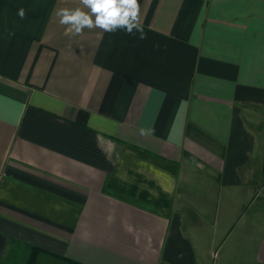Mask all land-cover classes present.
Listing matches in <instances>:
<instances>
[{"label": "crops", "instance_id": "1", "mask_svg": "<svg viewBox=\"0 0 264 264\" xmlns=\"http://www.w3.org/2000/svg\"><path fill=\"white\" fill-rule=\"evenodd\" d=\"M139 4L0 0V264H264V0Z\"/></svg>", "mask_w": 264, "mask_h": 264}, {"label": "clouds", "instance_id": "2", "mask_svg": "<svg viewBox=\"0 0 264 264\" xmlns=\"http://www.w3.org/2000/svg\"><path fill=\"white\" fill-rule=\"evenodd\" d=\"M81 4L90 10L85 12L81 8L58 9L56 15L61 25H67V33L82 34L85 28H99L104 32L114 33L123 30L125 34L139 33V39H146V33L139 21V0H80ZM18 15L21 19L25 10L20 8ZM93 17L95 19L93 20Z\"/></svg>", "mask_w": 264, "mask_h": 264}, {"label": "trees", "instance_id": "3", "mask_svg": "<svg viewBox=\"0 0 264 264\" xmlns=\"http://www.w3.org/2000/svg\"><path fill=\"white\" fill-rule=\"evenodd\" d=\"M34 260H35V255L32 254L29 261H28V264H34Z\"/></svg>", "mask_w": 264, "mask_h": 264}]
</instances>
